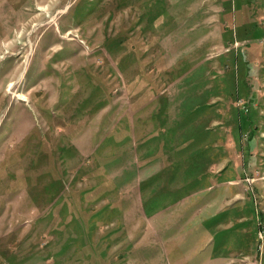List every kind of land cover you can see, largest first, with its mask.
Instances as JSON below:
<instances>
[{
	"label": "rangeland",
	"instance_id": "374dc122",
	"mask_svg": "<svg viewBox=\"0 0 264 264\" xmlns=\"http://www.w3.org/2000/svg\"><path fill=\"white\" fill-rule=\"evenodd\" d=\"M252 258L264 0H0V264Z\"/></svg>",
	"mask_w": 264,
	"mask_h": 264
},
{
	"label": "crops",
	"instance_id": "0c3cea01",
	"mask_svg": "<svg viewBox=\"0 0 264 264\" xmlns=\"http://www.w3.org/2000/svg\"><path fill=\"white\" fill-rule=\"evenodd\" d=\"M224 247H227V245H225ZM247 257H248V255H246ZM225 259H227L228 260V258L227 257H225ZM252 262H254L255 264L257 263V261H256V259L254 260L253 258L252 259H246V262H245V264H252ZM227 263V261H225L223 264H226ZM258 264V263H257Z\"/></svg>",
	"mask_w": 264,
	"mask_h": 264
},
{
	"label": "bare ground",
	"instance_id": "6f19581e",
	"mask_svg": "<svg viewBox=\"0 0 264 264\" xmlns=\"http://www.w3.org/2000/svg\"><path fill=\"white\" fill-rule=\"evenodd\" d=\"M22 98H25V96L24 95H20Z\"/></svg>",
	"mask_w": 264,
	"mask_h": 264
}]
</instances>
